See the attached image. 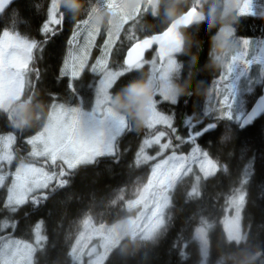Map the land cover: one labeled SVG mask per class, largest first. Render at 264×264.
Here are the masks:
<instances>
[{
    "label": "trees",
    "instance_id": "obj_1",
    "mask_svg": "<svg viewBox=\"0 0 264 264\" xmlns=\"http://www.w3.org/2000/svg\"><path fill=\"white\" fill-rule=\"evenodd\" d=\"M91 1L83 0V6L78 11H73L63 4L62 0H56L64 24L58 34L48 37L42 55H39L38 51L36 53V60L32 62L31 67L39 64V79H36L35 73H30L29 79L36 80V83L32 86L29 80L20 101L8 109H0V134H3L0 137L14 138L13 150L19 157L21 155L26 158L22 151L26 152L29 146L23 142V137H31L34 132H38L39 120L47 112L46 108L52 96L50 92L57 90L60 96L64 90L67 92L66 82L61 84V88L56 89L60 81L58 70L60 66L62 67L63 59L68 58L70 47L68 41L72 32L79 23L88 21V14H92L95 5L97 7L99 3V0H95L92 5ZM215 3L216 0H160L156 7L154 6L155 10H148L149 14L142 18L141 25L136 24L134 27L140 35L142 34L140 38L142 39L164 32L175 19L192 8L200 10L205 16L200 24L182 30L185 45L183 53L179 55L183 65L179 79V98L184 102L171 108L176 117L174 118L176 133H169L173 145L178 143L175 136L184 137L187 134L184 121L194 117V106L200 105V112L209 110L210 106H220L214 104L215 101L206 105L213 86L212 92L219 90L215 88V84L221 66L214 58L215 54L217 55V46L222 47L217 42L219 30L224 25H230L235 28L239 37L264 36V15L260 7L256 8L252 15L234 14L227 18L212 20L210 12ZM258 5L259 2H256V6ZM48 9L49 0H16L0 19L5 22V29L21 33L41 43L45 37L41 32L39 34V30ZM140 14L144 15L142 12ZM132 24L133 22H130L123 28L121 33L123 35L119 38L117 47ZM114 52L112 62L119 66L124 51L117 61ZM98 53H93L90 64L94 62ZM154 56L160 59L157 52ZM89 75L90 71L86 70L84 79ZM148 77L149 70L145 67L121 78L112 89L114 104L117 94L127 85ZM219 85L223 88V84ZM257 88H262V84L255 86V89ZM25 104L32 118L26 125L21 126L18 124V112L20 106ZM225 110L227 109L219 110L218 114ZM118 112L126 118L130 133L120 139L116 156L105 157L95 164L78 168L67 177L69 182L66 187L52 191L48 199L42 201L38 207L26 204L14 214L0 208V217L18 220L13 234L7 235L9 229L6 231L0 229V245L8 236L34 242L32 238L35 226L42 221V231L48 239L43 245V250L35 253L34 264H77L73 249H76V255L79 256L83 245L91 243L94 228H105L134 215L135 211H129L127 205L142 195L151 171V163L136 165L134 155L141 144V138L150 137V132L157 134L159 131L168 130L157 128L145 130L131 113ZM210 112L209 116H215L214 111ZM224 123L231 122L225 120ZM226 135L227 139L221 136L218 141L213 137L206 141L202 138L197 142L207 153L209 157L207 158L220 166V170L215 175L205 178L198 160L197 163H192L193 165L187 168L188 171H183L178 176L173 189L170 190L172 205L168 207L166 220L159 231L150 238H143L142 232L123 236L108 249L110 254L107 264H199L202 253L200 246L197 244L194 247L190 240L193 230L198 228L205 229L210 260L213 263L257 264L256 260L259 257L261 262L263 261L264 116L243 130L238 127L230 128ZM190 147L191 145L183 143L176 151L180 154L189 153ZM154 149L155 147L152 148ZM225 166L227 171H224ZM198 179L201 180L200 193L195 196L193 190ZM244 179H247V183H242ZM238 193H246V207L243 209L242 219L246 239L240 243L229 240L220 227L221 219L225 215L224 210L230 205L229 200L239 195ZM5 197V191L0 189V205L5 202ZM185 244L188 245L186 249L183 248ZM182 250L187 253L186 260L180 259L179 253ZM260 253L262 255L258 256ZM85 259L87 260V257Z\"/></svg>",
    "mask_w": 264,
    "mask_h": 264
},
{
    "label": "snow or ice",
    "instance_id": "obj_2",
    "mask_svg": "<svg viewBox=\"0 0 264 264\" xmlns=\"http://www.w3.org/2000/svg\"><path fill=\"white\" fill-rule=\"evenodd\" d=\"M3 3H7V0H2L0 6ZM63 24L64 18L58 11L56 0H49V9L40 27V32L45 37L44 43H47L49 36L58 34ZM81 26L88 29L86 42L79 47L78 55L68 52V58L62 62L60 71V78H66V89L71 96V102L65 106L64 103H57L58 97L55 94L50 96L56 115L50 126L34 132L31 137H23V142L29 146L25 154L26 162L19 159L13 150L14 144L8 146L7 156L0 155V189L6 193L5 202L0 205V208L9 210L13 214L26 204L38 207L42 201L48 199L52 191L66 187L69 182L67 177L78 168L95 164L105 157L116 156L120 139L130 131L125 119L111 110L110 93L121 78L158 63L154 50L149 51L151 43L145 41L134 43L126 48L117 66L112 62V56L114 50H118L119 37L114 38L111 33H108L100 47L99 56L89 64L91 50L96 47L95 39L100 33L91 29L87 22L79 23L76 30L72 32L68 41L69 45L77 43ZM0 32H2L0 36V105H3L9 97L19 96L23 92L30 80V73H35L36 79H39V71L32 68L31 64L34 51H42V48L36 40L27 38L21 33L5 31V22L2 19H0ZM152 69L155 73V68L152 67ZM86 70L90 71V75L84 79ZM257 89L249 88L246 91H240L238 98L232 103L225 104L224 107L227 110L218 116H209V110L200 112V105L194 106V117L184 121L187 134L184 137L175 136L178 142L175 145L172 144V138L169 135V133H176L170 109L180 105L184 100H168L163 94H158L159 103L155 105L157 112L154 122L150 121L146 130H152L155 126L157 129L168 131H159L158 134L150 132V138H141V144L134 155L135 164L140 165L142 160L145 163L154 162L165 156V153H169L165 163L158 165L157 184H161L170 176L168 164L171 161L185 160V158L190 159L193 164L198 160L205 178L215 175L220 170V166L207 158V153L197 142L202 138L206 141L213 137L218 141L221 136L227 139L226 132L230 128L238 127L243 130L264 116V87ZM86 98L88 99L87 107L82 104ZM161 105L170 106V108L163 110ZM233 106L238 109L235 113L232 111ZM225 120L231 123L225 124ZM183 143L191 145L189 153L180 154L176 151ZM153 147L156 151L150 154L148 149ZM173 167H175L174 164ZM224 171H227L226 166ZM242 183H247V179H244ZM229 204L230 208L224 210L225 215L221 219L220 227L231 237L238 234L242 225L246 193L232 197ZM17 223L0 217V229L5 231L15 229ZM47 239V235L42 231V221L38 222L34 229V242L9 239L4 249L0 250V264H34L35 253L43 250L42 246L46 244ZM108 239L110 240L111 237ZM190 240L194 247L199 244L201 251L206 253L207 236L204 228L194 229ZM187 246L185 244L183 248L186 249ZM13 248L14 251H12ZM84 248L87 249L88 245H84ZM109 254L107 244L105 254L98 260L91 259L92 252H81L77 256L76 249H73L77 264H107ZM179 256L181 260L188 258L186 251L183 250ZM85 257L89 259L86 260Z\"/></svg>",
    "mask_w": 264,
    "mask_h": 264
},
{
    "label": "rangeland",
    "instance_id": "obj_3",
    "mask_svg": "<svg viewBox=\"0 0 264 264\" xmlns=\"http://www.w3.org/2000/svg\"><path fill=\"white\" fill-rule=\"evenodd\" d=\"M158 1L159 0H99V3L97 7L95 5L92 14H88V21H83L87 22L91 29H95L100 33L95 39L96 47L92 48L91 50V58L93 56V53H98L100 51V47L106 39V34L111 33L114 38H121V36L123 35L121 34L123 28L126 27L128 23L133 22V24L129 26L128 33L124 34L120 45H118V50L114 52L115 60L117 61L118 57L124 51V49L141 38L142 34L140 35V33L136 31L137 29H135L134 27L136 24L141 25L142 18H145L149 14V9L154 10V6L158 3ZM256 2H259L258 6H256ZM94 3L95 0H92L91 4L93 5ZM258 7L261 8L264 15V0H229L228 6L225 9L224 18H227L234 14L252 15L256 11L255 9ZM140 12L144 13V15L142 16ZM99 13H104L102 22H97L96 20V17ZM5 31L17 33L8 29H5ZM87 31L88 29L83 27L80 30V36L78 37L77 43L72 44L74 47H72V45L69 47V52H72L73 55H78L79 47H82L86 42ZM0 36H2V33ZM217 42L223 47L222 49V47H220L219 45L217 46V55L215 54L214 57L221 66V72L216 80L217 83L215 84V88L219 90L215 93L212 92L214 90L213 86V88L210 90L208 101L206 103L207 106L214 101V104H220L219 107H209V112L214 111L215 116L219 115V109L225 108V104L232 103L234 100H236L240 91H246L249 88L255 90V86L263 84L264 82V36L257 38L239 37L236 35V31L233 26L224 25L217 34ZM99 54L100 52L95 56L94 61L99 56ZM64 60L65 59H63V61ZM157 60L158 63L152 66L155 68V73L153 72L152 67H148V80L151 81L156 95L154 99L150 101L147 115L141 122V126L145 130L150 121L154 122V117L157 112L155 105L159 103V101L157 100L158 94H163L164 98L168 100H180L179 79L181 78L183 65L179 59V56L170 55L164 60L158 58ZM60 71L61 66L58 70V79H60V81L58 85L56 84V89L61 88V84L66 82V78H60ZM34 84L35 81L32 82V86ZM219 84H223V88H221L222 86ZM52 88H54V86ZM24 90L19 96L9 97L3 103V105H0V109H8L13 104L19 102L24 96ZM50 94H55L58 97V104L64 103L65 106H67L68 102H71V96L65 90L62 94L63 97L60 96L61 94H59L57 90H52ZM110 101L111 110L115 114L122 116L127 124L126 118L116 110V107L113 104L112 91L110 93ZM87 103V98L82 101V104L85 107H87ZM52 105L53 102L50 100L46 108L47 112L39 120L38 131L43 127H48L52 124L53 119L56 115L55 108ZM161 108L163 110H169L170 106L161 105ZM170 110L172 112V119H176L173 110ZM232 111L235 113L238 111V109L233 106ZM220 114H222V112H220ZM154 128L155 126L153 127V129ZM13 142V137L1 136L0 155L7 156L8 146L10 144H13ZM25 150L27 149L25 148ZM28 150L26 152L22 151V155L25 156ZM148 151L150 154H152L156 151V148L154 150H152V148L148 149ZM168 155L169 153H165V156H162L159 160H156L154 162L150 161L145 163L143 160L141 161L140 165L151 163V171L142 195L133 202H129V204L127 205V209L129 211H135L134 215L131 217H127L126 219L113 225H108L105 228H94L91 234L90 242L95 245L89 243L88 248L85 249L84 244L81 252L89 250L90 252H92L91 259L98 260L100 256H103L105 254L104 251L106 244L108 245V249H110L115 243L119 241V239L130 233L142 232L143 238H150L152 234L153 237L154 234L159 231L160 227L166 220L167 209L172 205L170 200V190L173 189L178 176H180L183 171H188L187 168L193 165L191 160L188 158H185V160L171 161V163L168 164L170 176L161 182V184L163 185L161 186V184H157L156 173L158 170V165L164 164ZM19 159L22 162H26V158L21 157V155ZM173 164L175 165V167H173ZM200 186L201 180L198 179L196 184L194 185L193 190L194 193H196L194 194L195 196L199 195ZM228 208H230V205ZM108 237H111V239L109 240ZM227 237L229 240L235 241L237 243L245 241L246 238L243 230V224L241 225L237 235H233L231 237L227 235ZM9 239L22 240L17 237L8 236L0 245V250L4 249V245L8 242ZM33 240L34 237L32 238V241ZM208 248L209 245L207 240V250L206 253L201 251V260L199 264H216L210 260V252ZM93 249H95V251H93ZM12 251H14V248L12 249ZM87 259L89 258L87 257ZM262 264H264V258Z\"/></svg>",
    "mask_w": 264,
    "mask_h": 264
},
{
    "label": "clouds",
    "instance_id": "obj_4",
    "mask_svg": "<svg viewBox=\"0 0 264 264\" xmlns=\"http://www.w3.org/2000/svg\"><path fill=\"white\" fill-rule=\"evenodd\" d=\"M62 3L67 5L73 11H78L83 6V0H62ZM229 0H216L213 5L210 16L212 20L217 18L223 19L225 9L228 6ZM104 13H99L96 17L97 22H102ZM199 19H205L203 13H200ZM156 93L153 85L148 79H138L127 85V87L115 98L117 111H127L132 114L138 122L146 117L150 101L155 97ZM19 125H26L31 120V113L28 106L21 105L18 112Z\"/></svg>",
    "mask_w": 264,
    "mask_h": 264
},
{
    "label": "water",
    "instance_id": "obj_5",
    "mask_svg": "<svg viewBox=\"0 0 264 264\" xmlns=\"http://www.w3.org/2000/svg\"><path fill=\"white\" fill-rule=\"evenodd\" d=\"M15 1L16 0H7V3H3L2 6H0V16L9 9ZM0 3H2V0H0ZM200 13L203 12L195 8L190 9L175 19L164 32L144 38L138 42H150L151 48L149 51H152L153 48L156 47L161 59L170 55H181L184 50V37L182 30L200 24L202 22V20L199 19ZM262 87H264V82ZM261 255L262 253L258 254V256Z\"/></svg>",
    "mask_w": 264,
    "mask_h": 264
},
{
    "label": "flooded vegetation",
    "instance_id": "obj_6",
    "mask_svg": "<svg viewBox=\"0 0 264 264\" xmlns=\"http://www.w3.org/2000/svg\"><path fill=\"white\" fill-rule=\"evenodd\" d=\"M82 28H83V26L79 28V31H80ZM39 34H40V30H39ZM37 42H38V41H37ZM47 42H48V40H47ZM39 44H40V47L42 48V51H38V54H39V55H42V53H43V48L45 47V45H46L47 43H44V41H43V42H41V43H39ZM75 46H76V44H75ZM36 53H37V51H35V57H36ZM65 56H66V55H65ZM64 58H65V57H64ZM34 69L39 70V64H38V63L35 65ZM35 83H36V80H35ZM16 222H18V220H16ZM17 225H18V223H17ZM15 228H17V226H16ZM14 230H15V229H11V230L9 229L8 234H13V231H14ZM254 261H255V260H254ZM256 263H257V264H262L260 257L258 258V260H256Z\"/></svg>",
    "mask_w": 264,
    "mask_h": 264
},
{
    "label": "bare ground",
    "instance_id": "obj_7",
    "mask_svg": "<svg viewBox=\"0 0 264 264\" xmlns=\"http://www.w3.org/2000/svg\"><path fill=\"white\" fill-rule=\"evenodd\" d=\"M159 2H160V0H159ZM155 7H156V5H155ZM155 9H156V8H154V10H155ZM182 34H183V33H182ZM183 37H184V34H183ZM146 38H147V37H146ZM138 41H139V40H138ZM138 41H136V42H138ZM184 45H185V37H184ZM70 46H71V45H70ZM72 47H74V46L72 45ZM89 64H90V62H89ZM219 110H222V109H219ZM219 110H218V111H219ZM210 113H211V112H208L209 115H210Z\"/></svg>",
    "mask_w": 264,
    "mask_h": 264
}]
</instances>
